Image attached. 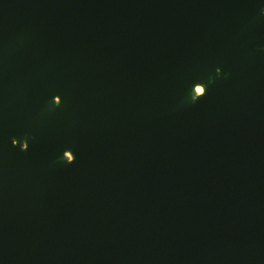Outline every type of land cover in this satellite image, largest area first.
Segmentation results:
<instances>
[{"label": "water", "instance_id": "95a60500", "mask_svg": "<svg viewBox=\"0 0 264 264\" xmlns=\"http://www.w3.org/2000/svg\"><path fill=\"white\" fill-rule=\"evenodd\" d=\"M0 264H264V0H0Z\"/></svg>", "mask_w": 264, "mask_h": 264}, {"label": "bare ground", "instance_id": "6f19581e", "mask_svg": "<svg viewBox=\"0 0 264 264\" xmlns=\"http://www.w3.org/2000/svg\"><path fill=\"white\" fill-rule=\"evenodd\" d=\"M205 91V84L204 83H197L192 88V100H196L200 96L204 94ZM61 100L59 97H56V102L59 103ZM74 155V154H73ZM66 158H68L69 161H72L74 158L71 155V151H66L65 153Z\"/></svg>", "mask_w": 264, "mask_h": 264}, {"label": "snow or ice", "instance_id": "6c2138e0", "mask_svg": "<svg viewBox=\"0 0 264 264\" xmlns=\"http://www.w3.org/2000/svg\"><path fill=\"white\" fill-rule=\"evenodd\" d=\"M204 94H205V91H204ZM71 155H72V157L74 158V155H73V153L71 152ZM73 161H74V159H73Z\"/></svg>", "mask_w": 264, "mask_h": 264}]
</instances>
